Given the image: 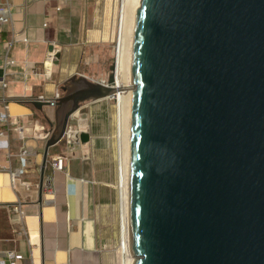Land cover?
I'll use <instances>...</instances> for the list:
<instances>
[{"label": "water", "instance_id": "1", "mask_svg": "<svg viewBox=\"0 0 264 264\" xmlns=\"http://www.w3.org/2000/svg\"><path fill=\"white\" fill-rule=\"evenodd\" d=\"M115 70L62 86L40 196L49 147L83 102L114 97ZM130 83L132 264H264V0H140Z\"/></svg>", "mask_w": 264, "mask_h": 264}, {"label": "crops", "instance_id": "2", "mask_svg": "<svg viewBox=\"0 0 264 264\" xmlns=\"http://www.w3.org/2000/svg\"><path fill=\"white\" fill-rule=\"evenodd\" d=\"M88 2L98 0H10L11 21L0 26V77L7 82L0 86V101L8 103L11 123L8 136L0 139V256L16 250L24 264H112V248L97 217L100 206L112 204V165L97 160L100 140L89 128L88 142L62 139L49 147L39 194L45 135L51 133L56 106L38 108L31 100L53 98L76 73L85 44L97 41L98 30L86 27ZM50 45L60 51L57 63L47 59ZM7 52L14 63L5 72ZM23 146L32 154L13 185L9 168L19 166ZM58 155L66 156L61 170L52 165ZM19 200L27 236L17 233L13 208Z\"/></svg>", "mask_w": 264, "mask_h": 264}, {"label": "rangeland", "instance_id": "3", "mask_svg": "<svg viewBox=\"0 0 264 264\" xmlns=\"http://www.w3.org/2000/svg\"><path fill=\"white\" fill-rule=\"evenodd\" d=\"M125 1V0H124ZM123 0H98L86 6V27L94 26L99 35L97 41L84 46L77 75L84 74L89 79L105 81L110 72V65L115 62L119 33L121 30V15ZM58 62V61H57ZM65 83L70 82V77ZM58 92H65L59 87ZM118 101L109 97L97 101H85L75 112L70 123L79 124L82 129H90L100 140L94 154L103 164L112 165V204L100 206L98 229L108 239L112 248V264H123L125 255L121 251V208L119 186V163L121 150L120 115Z\"/></svg>", "mask_w": 264, "mask_h": 264}, {"label": "bare ground", "instance_id": "4", "mask_svg": "<svg viewBox=\"0 0 264 264\" xmlns=\"http://www.w3.org/2000/svg\"><path fill=\"white\" fill-rule=\"evenodd\" d=\"M124 1V0H123ZM140 0H125L122 7L121 30L115 57L116 86L114 98L118 101L120 115L121 150L119 156V186L121 208V251L125 255L123 264H132L128 243V164L131 121L132 87L130 83L131 46L136 9Z\"/></svg>", "mask_w": 264, "mask_h": 264}, {"label": "built area", "instance_id": "5", "mask_svg": "<svg viewBox=\"0 0 264 264\" xmlns=\"http://www.w3.org/2000/svg\"><path fill=\"white\" fill-rule=\"evenodd\" d=\"M11 3L10 0H0V26L6 23H9L11 21ZM0 43H1V38H0ZM7 49H9L11 45V41L7 42ZM47 59L50 62H53L56 57L54 53H49L47 55ZM14 63V59H12L9 55L8 52L5 54L4 57V68L5 72L8 71V67ZM47 72H49L47 70ZM0 86L1 87H6L7 82L5 81L4 77H0ZM60 93L57 91L55 96L53 98H46L43 95H40L37 99L44 100V101H49L50 105L55 106L56 105V100L58 97H60ZM7 105L8 103L6 102L5 99H2L0 101V139L4 140L8 136V131L11 129V123L9 120V115L7 112ZM75 113H73L74 115ZM73 115L70 118H73ZM69 121L68 126L66 128L65 134L63 139L67 143H72L74 141H80L79 136L82 131L85 129H82L79 124L76 123V125L71 124ZM50 134H46L45 137H48ZM81 142V141H80ZM32 154V150L27 147L23 146L20 149V152L18 153L19 157V166L14 167V168H9V173L11 176V180L13 185H17L21 177L24 175L26 172L27 166H28V157ZM66 156L64 155H58L55 156L52 160V165L55 169H63L64 167V159ZM14 213L17 217V221L20 223L19 228L17 229V233L22 236H27V229L23 224V217L25 216V209L23 206L22 201H18V203L14 206L13 208ZM23 258L24 256L16 251V250H7L3 254V256H0V264H24L23 263ZM65 264H73L71 262H67Z\"/></svg>", "mask_w": 264, "mask_h": 264}, {"label": "flooded vegetation", "instance_id": "6", "mask_svg": "<svg viewBox=\"0 0 264 264\" xmlns=\"http://www.w3.org/2000/svg\"><path fill=\"white\" fill-rule=\"evenodd\" d=\"M63 90V89H62ZM63 92H64V90H63Z\"/></svg>", "mask_w": 264, "mask_h": 264}]
</instances>
